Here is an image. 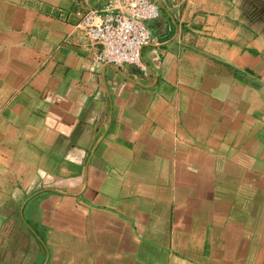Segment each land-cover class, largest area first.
I'll list each match as a JSON object with an SVG mask.
<instances>
[{
    "label": "crops",
    "instance_id": "obj_1",
    "mask_svg": "<svg viewBox=\"0 0 264 264\" xmlns=\"http://www.w3.org/2000/svg\"><path fill=\"white\" fill-rule=\"evenodd\" d=\"M109 1L0 0V264H264V0H156L147 69Z\"/></svg>",
    "mask_w": 264,
    "mask_h": 264
},
{
    "label": "built area",
    "instance_id": "obj_2",
    "mask_svg": "<svg viewBox=\"0 0 264 264\" xmlns=\"http://www.w3.org/2000/svg\"><path fill=\"white\" fill-rule=\"evenodd\" d=\"M80 16L79 26L98 47V62L147 69L142 50L158 36L161 8L156 0H110Z\"/></svg>",
    "mask_w": 264,
    "mask_h": 264
}]
</instances>
